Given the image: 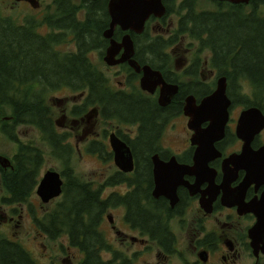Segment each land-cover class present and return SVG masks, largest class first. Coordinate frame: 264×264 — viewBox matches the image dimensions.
<instances>
[{
  "label": "flooded vegetation",
  "instance_id": "obj_1",
  "mask_svg": "<svg viewBox=\"0 0 264 264\" xmlns=\"http://www.w3.org/2000/svg\"><path fill=\"white\" fill-rule=\"evenodd\" d=\"M36 1L38 3L36 7L30 4V0H12L10 3L11 7H14V4H21L30 9H36L37 15L39 14L40 17H44L53 9L51 6L54 5L53 0L46 6L42 0ZM88 1L92 6L96 5L104 9L103 14L107 19L100 33L102 42L97 49L91 48L88 53H90V57L94 55L97 61H100V64L105 65L106 68H120L113 71L120 77L114 82L108 76L109 70L105 71L100 67V73L106 77L107 86L111 90L122 91L127 96H136L139 100L137 105L141 107L151 106L155 109L151 116L145 117L140 114L138 119H131L123 113L124 117L117 120L104 117L101 113L102 108L96 104L88 103L89 105L87 104L81 113L74 114L72 112L73 116H79L78 120L75 118L67 120L66 114L60 119L53 120L56 130L59 128L58 126H61L59 129L66 130L68 135L57 130L65 137V143L71 146L67 139L72 141L74 138V152L75 148L78 150L77 143L83 141L82 143L86 144L87 155L92 156L101 164L107 163V168L101 165L99 170H92L88 175L91 187L95 189L100 187L103 193L109 190L103 197L109 205L103 213V221L107 218L111 225L107 233L104 234L105 245L101 247V261L104 264H264V218L261 219L260 215L251 211L239 210L240 206L244 204L238 205L231 201V198L238 196V188L246 171L243 168L234 170L232 173L235 176L230 181H227L230 173H226L233 166V159L229 162L228 159L232 155L240 153L243 144L237 135L239 115L242 110L251 106L258 107L254 104L241 102L242 95L249 98L247 95L250 87L244 84V80H241L240 93L233 91L234 98L230 97L228 94L231 88L230 81L225 73H218L216 68L209 65L210 50L196 40L187 37V34H181V36L172 34L178 26V16H175L170 24L173 29L168 37L162 36V39H157L158 43L162 42L163 47L161 55L156 56L157 60H152L154 55L151 53H143L144 50L150 52V48H141L144 44L148 45L153 39L139 38L143 37L142 33L146 28V34L152 35L153 28L148 32V26L152 22L165 23L167 17L164 19L163 16L166 13L160 18L151 15L145 21L141 33L131 30L123 31L119 26L113 30L111 37L118 41L126 33L131 35L134 49L132 58L139 64V71L130 67L127 62L107 65L103 57L109 47L110 37H105L103 33L109 27L111 20L108 12L109 0ZM161 2L167 11L165 0H161ZM0 16L2 15L0 14ZM8 22V29L13 31L12 35L20 32L29 37L30 34L35 35L38 32L39 36L45 39V36L50 33L47 23H42L38 28L34 23L28 22V17L19 18L8 15ZM53 33H61V30L55 28ZM170 35L176 37L170 38ZM134 36H138L137 43ZM68 38L71 43L75 42L73 33H70ZM22 41L24 42V40ZM120 54L121 51L116 57H119ZM144 65L159 72V74L149 75L150 81L152 79L156 81L153 92L142 89L140 86V79L144 73L141 67ZM222 76L226 78V93L231 102L228 107V119L223 127V136L214 142L218 154L208 161L207 171L180 174L178 181L181 184L176 187L177 200L173 204L170 203L169 198L162 194L155 197L153 190L156 187V178L152 157L157 155L162 162H168L174 158L180 165L193 164L195 149V146L191 145L193 130L189 127L190 116L185 114L184 106L189 98L193 99V101L189 100L191 106L200 104L203 98L215 90L216 80ZM171 86H175V92L166 105H160L159 95L163 91H170ZM61 89L62 87L59 88V90ZM84 95H87L86 91ZM74 96L78 100L82 99L80 104L83 103L82 93L78 94L72 91L69 99L73 101ZM62 99L67 100V96L60 99L54 96L51 101L56 104ZM72 103L70 113L74 106L80 105ZM258 108L262 111L260 107ZM207 125L208 121H203L200 128H205ZM73 127L76 130L81 128L80 132L77 130L78 133H73ZM66 136H68L67 139ZM111 139L123 142L129 149L133 159L131 171H123L115 163ZM250 143L253 150H257L264 143V128L253 135ZM0 167L2 170L11 168L2 167L1 164ZM163 180L170 183L165 175ZM133 190H136L138 194L145 191V196H139L136 202L141 206L151 205L150 211H153L151 217L155 221L152 226L146 225L149 219L145 220L141 226L136 225L135 227L126 220V208L122 203L121 196ZM263 191L264 183L250 182L243 191V202L258 200ZM112 194H116L118 197H111ZM4 197L5 192L0 186V207L13 205L3 203ZM225 197H229L230 200L224 204ZM112 210L117 211L115 224H112L113 215L107 213ZM20 217L21 215H17L18 219ZM38 218L42 217L38 216L36 219ZM9 220L11 219L0 211V225L4 227V222ZM16 221L18 222L17 219ZM257 223H259L258 229ZM33 224L35 233L42 236V231L35 222ZM117 226L121 229L116 228ZM162 232H167L171 236L168 247H163L157 239H152L155 236L161 237ZM5 233L10 241L14 240L13 233L7 232L6 229ZM253 237L255 246H253ZM28 252L32 259L39 264H49L41 261V258H35L31 251L28 250ZM147 255L148 257L153 256L147 258ZM80 259L79 256L78 261ZM61 260L65 261L66 259Z\"/></svg>",
  "mask_w": 264,
  "mask_h": 264
},
{
  "label": "trees",
  "instance_id": "obj_2",
  "mask_svg": "<svg viewBox=\"0 0 264 264\" xmlns=\"http://www.w3.org/2000/svg\"><path fill=\"white\" fill-rule=\"evenodd\" d=\"M53 2V9L44 17H28V22L38 28L47 23L50 33L45 39L38 32L29 37L20 32L12 35L8 18L0 16V104L3 105L0 126L4 129L1 131L12 140H17L15 125L30 124L37 132V136L26 143L17 140L11 168L2 170L0 167V186L5 192L3 203H22L34 193L44 164L43 154L48 148L51 156L63 163L65 183L61 199L41 219L34 218L35 224H39L37 227L51 239L66 234L68 244L80 251L81 259L76 264H104L100 259L101 247L105 245L100 224L108 202L101 197L100 187L92 188L87 180L79 179L67 167L72 149L57 132L45 101L49 100V94L51 98L54 91L66 86L84 96L83 103L73 107L74 114L81 113L88 103L102 108L104 117L117 120L124 117L123 113L131 119H138L140 114L151 116L155 109L137 105L139 100L134 95L111 90L106 77L100 73L101 68L91 59L89 50L97 49L102 42L100 33L107 21L104 9L92 6L88 0ZM165 2L167 11L163 18L172 12L178 16V26L172 34H187L208 48L211 52L209 65L218 73H225L230 81L229 96L234 98L233 91L240 93V81L244 80L250 91L249 98L242 95L241 102L257 105L264 113V14L258 7L264 0L239 4L214 1L213 8L204 10L198 8L200 0ZM80 9H84L82 17ZM55 28L61 33H53ZM146 30L142 36L153 40L141 49L150 48V52L144 50L143 53H151L152 60L156 61L163 48L157 39L162 36L147 35ZM70 33L75 39L73 53H58L54 45L65 40L69 42ZM171 35L170 38L176 37ZM137 37L134 36L136 43ZM40 84L44 90L36 89ZM139 196H145V191L138 194L133 190L121 196L126 208L125 218L133 227L141 226L148 219L146 225L152 226L155 221L151 217V205H139L136 202ZM111 197L118 196L112 194ZM152 239H157L163 247L170 246L171 236L167 232ZM26 250L18 241H10L0 233V264H39Z\"/></svg>",
  "mask_w": 264,
  "mask_h": 264
},
{
  "label": "water",
  "instance_id": "obj_3",
  "mask_svg": "<svg viewBox=\"0 0 264 264\" xmlns=\"http://www.w3.org/2000/svg\"><path fill=\"white\" fill-rule=\"evenodd\" d=\"M228 1L231 3H248L249 0H217ZM33 7L38 5L36 0H30ZM108 12L111 17L109 27L104 31L105 37H110L109 47L103 57L107 65H116L127 62L128 65L136 71L140 70L139 64L132 58L134 49L131 35L126 33L118 41L113 39L112 33L116 26L121 30H131L136 33H141L144 28L145 21L152 15L160 18L166 13V8L161 0H109ZM121 51L119 57L116 55ZM143 76L140 79L142 89L150 92L154 91L155 80H149L150 74H159L158 71L151 69L148 65L141 67ZM175 86L170 87V91H163L159 95V104L166 105L169 102L171 95L175 92ZM189 98L184 106L185 114L190 116L189 127L193 130L191 135V145L195 146L193 154V164H177L174 158L168 162H162L158 156L152 157L154 161V174L156 178V187L153 190V195L157 197L162 194L170 199L173 204L176 200V187L181 184L179 176L183 172H205L207 171L208 161L214 158L218 153L214 142L223 136V127L228 119V107L230 98L226 93V78L219 77L216 80L215 90L205 98L200 104L191 106ZM203 121H208L205 128H200ZM264 128V114L256 107L251 106L241 111L237 122V135L243 141L241 151L234 154L228 159V162L233 159V166L226 173H230L227 181L234 178L232 173L238 168H243L246 171L243 181L238 188V196L231 198V201L241 205L239 210L251 211L264 218V191L258 200L243 202V191L245 186L252 181L264 183V143L257 149L251 147V139L253 135ZM111 146L114 150V160L117 166L123 171H131L133 169V159L126 145L117 140L111 139ZM0 164L2 167H11L10 160L0 155ZM180 172V173H179ZM179 173V174H178ZM164 175L169 179L170 183L163 180ZM158 178V179H157ZM63 178L60 173L54 170H46L39 179L35 193L46 203L51 198H55L62 193ZM229 197H225L223 203L228 202ZM110 217V216H109ZM257 223V229H258ZM253 246H255V238L253 237Z\"/></svg>",
  "mask_w": 264,
  "mask_h": 264
},
{
  "label": "rangeland",
  "instance_id": "obj_4",
  "mask_svg": "<svg viewBox=\"0 0 264 264\" xmlns=\"http://www.w3.org/2000/svg\"><path fill=\"white\" fill-rule=\"evenodd\" d=\"M12 0H0V14L4 17L8 18V15L13 16V17H19V18H26L30 16H39L37 15L38 11L36 9H30L29 7H25L21 4H14V7H11V2ZM44 3V6L48 5L51 3V0H42ZM174 1L173 3H175ZM76 4H79L76 3ZM52 6V5H51ZM214 7V2L211 0H200V5L199 9H210ZM259 11L264 14V4L259 5ZM79 16L82 17L84 12V9L79 10ZM41 14V13H40ZM176 14L172 12L169 16L166 18L165 23H161L160 21H154L148 26V32L152 30L153 32L152 35H161L163 37H168L170 34L171 30L173 27L170 26L172 23V20L175 19ZM147 36H143L139 39L146 38ZM69 39V38H68ZM55 50L59 52H72L73 51V43L65 40L64 42H59L57 45H54ZM93 61L97 63L99 67L104 69L105 71L109 70L108 76L110 79H112L114 82L117 79H120L119 75H115L113 71L119 70V67H114V68H106L105 65H101L96 57L93 55L91 57ZM37 90H44V86L40 84L39 87L36 88ZM35 89V90H36ZM59 90V89H58ZM60 91V92H59ZM57 92L52 93V97H57L58 99L62 98L64 95L67 96V100H59L56 102V104L52 103L50 94H49V100L45 101V104H47L49 113L53 115V120L60 119L64 114H66L67 120L70 118H75L76 120L79 119L78 115L73 116V110L70 113V105L71 103L74 104H80L82 99H77L74 96L73 101H71L69 96L72 94V90H69V87L64 86L62 87L61 90ZM52 92V91H50ZM76 93V92H73ZM72 105V106H73ZM65 109V110H64ZM3 110V105L0 104V115L1 111ZM14 129V135L16 136V139L26 143L28 140H32L37 136V132L33 125L30 124H22V125H15L13 126ZM59 128L61 126H58ZM57 129L58 131L62 132L65 135H68L66 133V130L64 128ZM74 133L80 132L81 128H78L77 130L75 127H73ZM10 129V128H9ZM1 130H4L2 126H0V154L7 157L11 164L13 163L14 160V154L17 151V145L18 141L17 140H12L9 138V136L4 134ZM11 130V129H10ZM68 136H66L67 139ZM71 143L72 147V154H70L68 166L71 169V172L73 175L77 176L79 179L82 180H88L90 176L89 173L92 170H99L101 165L107 168V163H100L97 161L95 158H93L90 155H87L85 152V146L86 144L82 143L83 141H80L77 145V149L75 148V152L73 153V145H74V138L72 141L70 139H67ZM43 162L44 164L41 166V169L38 174V180L42 177L44 174V171L46 170H54L60 173L61 177L63 178V184L65 183V177L62 174V171L64 170L63 168V163L61 160L54 158L51 156L49 153V149L45 148V152L43 154ZM13 165V164H12ZM11 165V167H12ZM0 181H1V173H0ZM37 185V184H36ZM93 188V187H92ZM63 189V185H62ZM36 190V186H35ZM35 190L33 191L34 193L26 199L25 202L22 203H17L13 205H9L7 207H0L1 213H5L8 218L11 220L4 222V227L0 225V233L7 234L5 233V229L9 233L14 234V241H18L22 246H24L26 249L31 251L32 255L35 258H41V261H44L45 263L49 264H76L78 261V257L80 255V251L78 249H75L74 247H70V245L67 242V236L66 234H62L56 239H51L47 236V233H42L41 235H38L34 231V224L33 222V216L38 217L41 215H44L47 211H50L56 202H58L61 199L62 193H60L59 196L55 198H50L48 202L44 203L41 201V199L36 195ZM109 190L102 192L101 197L103 198ZM11 209H14V212H11ZM108 214L113 215V223H116L117 220V211L112 210L111 212H107ZM33 214V215H32ZM17 215H21L20 219L17 218ZM105 218V217H104ZM18 220V222L16 221ZM11 224L9 225V223ZM9 225V226H8ZM110 223L105 218L104 221L100 224V229L104 232V234L107 233L108 229L110 228ZM121 229V227H116ZM8 233V235H9ZM45 236V237H44ZM62 246V248H61ZM69 246V247H68ZM153 254V253H151ZM149 255V254H148ZM146 256L147 258H151ZM74 256V257H73ZM61 259H66L65 261H62Z\"/></svg>",
  "mask_w": 264,
  "mask_h": 264
},
{
  "label": "bare ground",
  "instance_id": "obj_5",
  "mask_svg": "<svg viewBox=\"0 0 264 264\" xmlns=\"http://www.w3.org/2000/svg\"><path fill=\"white\" fill-rule=\"evenodd\" d=\"M83 91H84V90H83ZM74 92H75V91H74ZM73 133H74V132H73ZM75 143H76V142H75ZM78 143H79V142H78ZM78 143H77V144H78ZM72 155H73V154H72ZM40 217H41V216H40ZM36 218H37V217H36ZM38 219H39V218H38ZM46 224H47V223H46ZM38 225H39V224H38ZM38 225H37V226H38ZM44 225H45V224H44ZM42 230H44V229H42ZM44 237H45V236H44ZM26 251H27V250H26Z\"/></svg>",
  "mask_w": 264,
  "mask_h": 264
}]
</instances>
